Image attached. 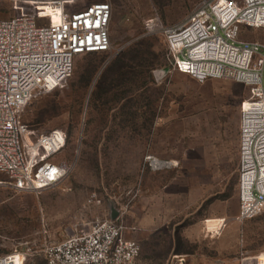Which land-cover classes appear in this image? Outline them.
Returning <instances> with one entry per match:
<instances>
[{"label": "rangeland", "instance_id": "rangeland-1", "mask_svg": "<svg viewBox=\"0 0 264 264\" xmlns=\"http://www.w3.org/2000/svg\"><path fill=\"white\" fill-rule=\"evenodd\" d=\"M197 1L77 0L72 9L111 4V50L76 58L61 88L24 109L22 121L37 133L66 134L55 160L70 171L38 193L0 186V255L18 250L25 264H45L46 245L108 218L112 208L140 245L134 264H258L264 212L237 219L247 89L172 71L163 37L142 26L154 13L165 24L181 23ZM11 15L0 2V18ZM240 40L264 43V36L242 28ZM158 160L172 164L153 166Z\"/></svg>", "mask_w": 264, "mask_h": 264}, {"label": "built area", "instance_id": "built-area-1", "mask_svg": "<svg viewBox=\"0 0 264 264\" xmlns=\"http://www.w3.org/2000/svg\"><path fill=\"white\" fill-rule=\"evenodd\" d=\"M12 15L0 18V186L38 193L57 186L70 164L55 160L64 149L61 129L37 133L21 115L38 96L61 88L76 58L111 50L112 6L97 2L72 9L77 0H0ZM148 35L162 36L172 71L202 83L231 80L247 89L239 109L237 219L264 212V43L240 40L264 36V0H198L178 24L157 14L143 21ZM115 220L96 219L43 250L45 264H134L136 240ZM26 253L0 255V264H25Z\"/></svg>", "mask_w": 264, "mask_h": 264}, {"label": "bare ground", "instance_id": "bare-ground-1", "mask_svg": "<svg viewBox=\"0 0 264 264\" xmlns=\"http://www.w3.org/2000/svg\"><path fill=\"white\" fill-rule=\"evenodd\" d=\"M165 165H166L165 162L163 163L161 161H156L153 163V166L163 167ZM256 260L258 264H264V254H261Z\"/></svg>", "mask_w": 264, "mask_h": 264}, {"label": "water", "instance_id": "water-1", "mask_svg": "<svg viewBox=\"0 0 264 264\" xmlns=\"http://www.w3.org/2000/svg\"><path fill=\"white\" fill-rule=\"evenodd\" d=\"M109 217L110 220H115L118 217V211L111 208Z\"/></svg>", "mask_w": 264, "mask_h": 264}, {"label": "crops", "instance_id": "crops-1", "mask_svg": "<svg viewBox=\"0 0 264 264\" xmlns=\"http://www.w3.org/2000/svg\"><path fill=\"white\" fill-rule=\"evenodd\" d=\"M159 161V160H158ZM164 163V162H163ZM165 166H163V167H168V166H170L172 163L171 162H165ZM156 167H159V166H156Z\"/></svg>", "mask_w": 264, "mask_h": 264}]
</instances>
